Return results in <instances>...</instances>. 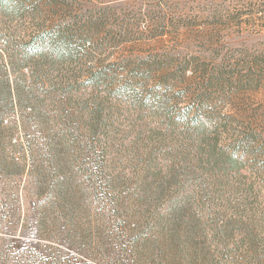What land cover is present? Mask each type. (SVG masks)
Returning <instances> with one entry per match:
<instances>
[{"label":"rangeland","instance_id":"374dc122","mask_svg":"<svg viewBox=\"0 0 264 264\" xmlns=\"http://www.w3.org/2000/svg\"><path fill=\"white\" fill-rule=\"evenodd\" d=\"M53 1L91 17L88 58L116 86L127 84L139 97L161 99L168 114L189 112L198 121L206 119L226 139L248 138L249 163L242 174L253 188L244 197L246 181L241 185L232 174H217L215 186H209L189 167L188 157L180 181L171 187L146 189L136 177L126 182L136 161L146 155L167 157L169 147L184 140L180 134L186 127L177 122L182 126L167 131L161 121L142 122L135 108L121 105L120 124L108 137L121 157L131 159L130 171L116 160L120 175L108 198L119 206L109 205L104 214L90 203L91 194L73 196V213L70 208L53 211V226L30 233L22 226L24 180L7 178L0 186V248L18 260L15 264H264V229L241 219L264 218V0ZM124 196L147 203L126 212ZM59 203L47 204L55 209ZM122 207L120 219L126 224L117 228L110 212ZM173 208L175 224L168 214ZM215 212L232 220L223 232L236 233L237 241L230 244L241 246L227 262L217 253ZM151 214L159 215L145 230L144 218ZM247 229L248 237L240 235ZM182 236L190 244H181Z\"/></svg>","mask_w":264,"mask_h":264},{"label":"trees","instance_id":"16d2710c","mask_svg":"<svg viewBox=\"0 0 264 264\" xmlns=\"http://www.w3.org/2000/svg\"><path fill=\"white\" fill-rule=\"evenodd\" d=\"M76 10L73 5L53 0H0V186L7 178L19 184L24 180V229L36 233L41 225L53 226L49 219L53 211L70 208L73 213L77 205L73 196L91 194L90 203L101 206L104 214L109 205L116 204L108 198L120 175L116 160L122 159L127 171L131 161L125 154L121 157L115 141L108 138L120 124L117 114L121 105L135 108L142 122L161 121L167 131L181 127L179 122L186 127L179 146L169 147L167 157L146 155L136 161L138 165L128 173L131 176L126 182L136 177L146 189L171 187L180 181L179 173L188 157L189 167L194 166V172L200 173L201 181L209 186H215L217 174H232L240 183L246 181L244 197L252 192L253 185L242 174L249 163L248 143L244 145L248 138L226 139L206 119L198 121L189 112L168 114V106L161 99L139 97L127 84L116 86L113 78L95 69L89 60L86 44L94 36V26L91 17L78 15ZM52 199L60 201L56 210L47 204ZM122 199L119 202L125 208L110 212L117 228L126 224L120 219L123 208L126 212L129 208L139 211V205L147 203L126 196ZM173 210L168 214L175 224ZM223 212H215L218 223L214 237L218 257L227 262L235 258L241 246L230 244L237 241L236 233L223 232L226 224H232ZM154 215L144 218L145 230L159 214ZM241 219L264 229V218ZM248 234V229L240 231L242 236ZM182 237L185 240L182 238L181 244H190L188 236ZM4 250L0 248V264H15L18 260Z\"/></svg>","mask_w":264,"mask_h":264}]
</instances>
